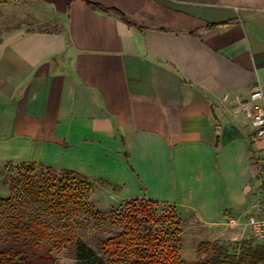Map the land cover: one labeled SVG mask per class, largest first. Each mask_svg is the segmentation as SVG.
I'll return each instance as SVG.
<instances>
[{
  "label": "crops",
  "instance_id": "obj_1",
  "mask_svg": "<svg viewBox=\"0 0 264 264\" xmlns=\"http://www.w3.org/2000/svg\"><path fill=\"white\" fill-rule=\"evenodd\" d=\"M0 20L19 21L0 34V165L250 236L264 146L233 107L264 92V0H0Z\"/></svg>",
  "mask_w": 264,
  "mask_h": 264
},
{
  "label": "trees",
  "instance_id": "obj_2",
  "mask_svg": "<svg viewBox=\"0 0 264 264\" xmlns=\"http://www.w3.org/2000/svg\"><path fill=\"white\" fill-rule=\"evenodd\" d=\"M91 7L130 23L118 11ZM37 166L49 170L48 175H20L10 186L9 196L0 198V264H54L50 251L64 243H69L75 264H264V243L251 237L240 243L238 251L229 252L214 242L204 256L184 262L173 235L156 234L154 216L140 210L138 202L154 204L144 199L124 202L122 213L110 215L116 230L100 239L96 251L76 237L72 224L80 216L104 221L90 207L83 183L75 179L86 178ZM51 218L61 223L62 229L52 228ZM198 250L204 252L206 244L200 243Z\"/></svg>",
  "mask_w": 264,
  "mask_h": 264
},
{
  "label": "rangeland",
  "instance_id": "obj_3",
  "mask_svg": "<svg viewBox=\"0 0 264 264\" xmlns=\"http://www.w3.org/2000/svg\"><path fill=\"white\" fill-rule=\"evenodd\" d=\"M18 20H0V34L6 30L17 27ZM49 170L37 165H0V198L9 196V188L19 178L20 175L41 176L48 175ZM84 185L85 195L90 207L98 212L104 221L95 222L88 220L85 216H80L73 221V230L78 239L99 251L100 239L110 235L116 230L108 219L113 213L123 211L124 202L114 204L113 190L98 180L75 178ZM254 200V197H253ZM252 200V201H253ZM141 211L151 213L154 216V232L158 235L171 233L176 242L178 252L184 262L189 263L200 258L210 251V246L214 242L224 245L229 252L238 251L243 240H231V229H211L200 226L192 218L183 219L177 214L174 207L155 205L148 202H138ZM122 213V212H121ZM52 228H61V223L53 218L48 219ZM62 229V228H61ZM216 237L217 241H211ZM250 237V236H249ZM206 244V250L199 252L198 245ZM50 254L55 259L54 264H75L72 249L69 243L53 247Z\"/></svg>",
  "mask_w": 264,
  "mask_h": 264
},
{
  "label": "built area",
  "instance_id": "obj_4",
  "mask_svg": "<svg viewBox=\"0 0 264 264\" xmlns=\"http://www.w3.org/2000/svg\"><path fill=\"white\" fill-rule=\"evenodd\" d=\"M264 92L253 89L247 100H239L233 107L236 118L244 119L252 128V139L264 146ZM260 186L245 217L244 226L250 237L258 243H264V163L260 167ZM237 219L227 217L230 226L237 224Z\"/></svg>",
  "mask_w": 264,
  "mask_h": 264
}]
</instances>
